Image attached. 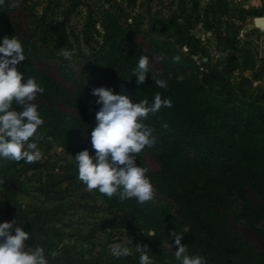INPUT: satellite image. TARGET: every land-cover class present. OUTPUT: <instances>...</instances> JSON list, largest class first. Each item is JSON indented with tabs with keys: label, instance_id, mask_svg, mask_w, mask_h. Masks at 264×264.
<instances>
[{
	"label": "rangeland",
	"instance_id": "374dc122",
	"mask_svg": "<svg viewBox=\"0 0 264 264\" xmlns=\"http://www.w3.org/2000/svg\"><path fill=\"white\" fill-rule=\"evenodd\" d=\"M2 1L0 18L10 25L11 35L25 50L26 59L17 69L56 99L54 108L67 118L64 133L43 120L39 135L33 137L41 153L39 159L30 163L0 160L2 176L22 179L20 189L27 195L20 200L19 190H11L0 180V223L11 222L9 204L39 207V224L47 230L39 231V245L64 243L73 251L85 250L91 254L89 264H139L135 245H147L154 264H172L169 246L155 251L153 236L147 235L153 229L138 210L113 208L78 179L74 155L67 151L61 135H76L80 127L89 139L93 124L75 120L84 114L77 111L74 101L79 100L73 95L83 86L111 88L116 73L147 52L153 97L156 92L169 91L192 109L208 103L228 108L230 121L225 129L231 149L245 155L251 170L263 171L264 116L253 112L254 121L249 124L242 123L241 113L246 110V115L249 104L264 107V29L255 22L264 16V0ZM21 29L30 36L29 42L23 41ZM161 47L162 60L158 57ZM61 50L70 51L71 57L63 56ZM103 64L109 65L105 74L112 73L109 80L100 76ZM155 79H165L167 88L158 87ZM140 85L136 82L134 92L141 100L150 97ZM40 93L32 101L38 111L43 106ZM13 107L19 110V106ZM158 113L165 123L178 119L163 107ZM147 167L154 169L158 164L148 156ZM186 169L200 185L196 191L205 188L210 197L224 204V210L235 207L225 198L229 194L224 183L208 173ZM234 227L264 250V243L255 235L239 223ZM118 244L132 248V255L114 257L110 249ZM194 255L205 256L198 250Z\"/></svg>",
	"mask_w": 264,
	"mask_h": 264
},
{
	"label": "trees",
	"instance_id": "16d2710c",
	"mask_svg": "<svg viewBox=\"0 0 264 264\" xmlns=\"http://www.w3.org/2000/svg\"><path fill=\"white\" fill-rule=\"evenodd\" d=\"M21 35L24 42H29L30 36L22 29ZM10 36H12L10 25L0 18V39ZM163 52L164 48L158 49L160 60L163 59ZM144 55H147V52L138 54L133 63L116 73V79L111 81L114 93L128 95L133 102L141 101L134 92L137 82L134 69L139 58ZM108 66V64L100 66V76L109 72ZM83 75L85 74L82 73L81 76ZM105 76L109 80L112 73ZM152 84L151 73L148 72L146 80L140 87L148 91L150 97L144 100H148L149 103L154 99L149 87L152 88L154 86ZM92 90L91 87H80L73 97L79 100L74 101L77 111L84 114L75 120H90L94 128L96 112L101 105L96 103L97 97L92 95ZM42 92L40 94L43 106L39 110L41 117L44 121L51 122L60 133H64L66 115L54 108L56 99ZM159 93L162 99L167 98L172 102L171 107L163 108L178 115V119L165 123L158 112L149 114L144 123L152 129L155 143L146 146L141 153L134 154L137 165L148 169L146 175L153 186V199L140 204L135 198L121 200L118 194L108 197L96 189L95 192L117 210L124 207L138 210L155 230V235L151 239L155 251L158 253L159 246H169V252L173 256L172 264H178L174 254L178 249L175 245V236L172 235L174 231L183 234L181 242L186 245L188 254L194 255L198 250L205 255L206 263L209 261L212 264H264V250L247 240L234 227V223H239L247 232L264 243V170H251L247 167L245 155L231 149L225 129L230 121L229 109L209 103L202 108L192 109L183 103L175 92ZM244 112L241 113L242 123L251 124L254 121L251 118L253 112L264 116V107L249 104L246 115ZM80 129L82 128H77L79 133L76 135H70L68 132L61 135L67 151L75 156L80 151L88 149L90 154L94 155L91 136L88 139ZM148 156L155 160L157 168L147 167ZM186 167L196 173H208L219 183H224L226 193L229 194L225 198H230L235 207L232 209L226 207L224 210V204L217 198L210 197L205 188L196 191L200 185L188 176ZM212 209L215 210L214 213ZM204 210H208L209 214L205 215ZM185 228H188L189 232L184 233Z\"/></svg>",
	"mask_w": 264,
	"mask_h": 264
},
{
	"label": "clouds",
	"instance_id": "9594fccd",
	"mask_svg": "<svg viewBox=\"0 0 264 264\" xmlns=\"http://www.w3.org/2000/svg\"><path fill=\"white\" fill-rule=\"evenodd\" d=\"M2 3V0H0ZM70 58L72 53L61 50ZM26 59L22 42L15 36L0 39V160L32 162L40 158L37 143L38 129L44 123L35 100L43 88L34 78L25 79L17 65ZM179 60V57H176ZM149 56H141L134 69L137 83L146 80L149 70ZM160 88H167L165 79H155ZM101 105L96 112V125L91 131V145L94 155L84 149L74 156L78 179L88 190H98L108 197L118 194L121 200L135 198L140 204L153 199V186L146 175L148 169L138 166L136 155L146 146H152L155 138L152 129L145 123L149 114H155L162 107H171L170 99H162L157 92L151 103L148 100L133 102L124 94H116L108 87L92 90ZM19 106L13 107V105ZM15 234H13V230ZM189 232L188 228L184 233ZM154 236L155 230L147 233ZM175 258L178 264H206L204 257L189 255L183 244V234L174 231ZM30 234L14 219L0 223V264H49L45 249L41 245L27 247ZM116 258L132 255V248L116 245L110 249ZM147 245H135L139 253V264H154L148 254Z\"/></svg>",
	"mask_w": 264,
	"mask_h": 264
},
{
	"label": "crops",
	"instance_id": "0c3cea01",
	"mask_svg": "<svg viewBox=\"0 0 264 264\" xmlns=\"http://www.w3.org/2000/svg\"><path fill=\"white\" fill-rule=\"evenodd\" d=\"M0 180H4L3 182H5L11 190L18 189V193H20V200H22L24 196H27L26 194H22L23 192L20 189V186L23 184L22 179L8 178L6 176H2V173H0ZM8 197L10 199L11 195H8ZM9 206L10 207L7 209V215L11 222L15 219L17 223L23 226L24 230L30 234V238L27 240L29 242L26 243V246L35 247L37 244L39 245V231H47L45 228L46 225L39 224V207L26 208L23 207L21 203H13L9 204ZM12 231H14V229ZM41 246L45 249L49 264H86V262L89 264L91 262L90 253L85 250L81 252L73 251L64 243H56L51 246V244L45 242V244L41 243ZM47 252H50L51 255H48Z\"/></svg>",
	"mask_w": 264,
	"mask_h": 264
},
{
	"label": "water",
	"instance_id": "95a60500",
	"mask_svg": "<svg viewBox=\"0 0 264 264\" xmlns=\"http://www.w3.org/2000/svg\"><path fill=\"white\" fill-rule=\"evenodd\" d=\"M256 25L264 29V16L255 18Z\"/></svg>",
	"mask_w": 264,
	"mask_h": 264
}]
</instances>
